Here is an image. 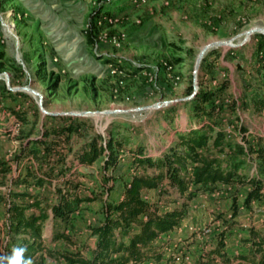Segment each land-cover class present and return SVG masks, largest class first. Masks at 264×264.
Wrapping results in <instances>:
<instances>
[{"label": "rangeland", "instance_id": "obj_1", "mask_svg": "<svg viewBox=\"0 0 264 264\" xmlns=\"http://www.w3.org/2000/svg\"><path fill=\"white\" fill-rule=\"evenodd\" d=\"M100 8L102 14L92 19V13ZM254 27L264 28V0H0V47L15 65H2L0 60V158L9 168L7 173H0V247L8 241L6 209L12 191L25 188L16 180L27 176L34 183L30 174L51 167L48 162L23 155L22 143L38 139L54 127L71 121L82 123L80 133L72 132L69 141L61 140V152L70 160L72 151L94 134L105 133L108 138L112 127L130 134L137 129L138 135L145 138L156 136L163 120L180 117L188 110L191 113L195 96L188 97L196 86L199 89L202 83L206 89H214L227 81L229 87L217 99L223 111L216 116V128L223 129L229 141L242 143L245 137L247 146L260 144V139H264V107L259 108L251 99L252 94L264 99V75L257 73L259 64L254 55L260 32H254L242 43L245 32ZM91 30L95 40L87 49L102 61L101 69L95 76L71 75L56 53L57 42L72 36L87 38ZM228 40L238 46L210 48L203 57L207 58L205 68L202 60L195 77L203 47ZM4 72L9 73V81ZM58 75L59 86L51 89L50 82ZM26 85L43 94L42 104L59 113L57 118L42 110L39 97L32 92L10 89ZM244 95L248 98L242 102ZM233 101H238V105L230 106ZM8 106L21 111L26 120H18ZM87 110L110 113L61 114ZM201 121L189 124L187 129L199 126ZM158 131L156 139L161 141L162 134L168 131ZM125 150L115 165L106 166V154L92 165L75 163L77 175L72 179L81 183L77 193L90 196L91 200L84 201L79 213L75 212L72 232L88 247L87 252L97 241L92 227L103 221L106 202L120 197L123 184L136 171L131 150ZM151 153L161 156L164 151L159 155ZM51 165L55 167L56 186L64 184L70 174L59 173L61 164L56 160ZM255 166V159H249L250 173ZM236 185L238 188L220 185L212 191H200L188 200L184 205L187 215L176 231L170 238V232L159 238L158 244L165 252L161 264H188L186 257L196 260L203 250L217 245L221 233H226L225 250L243 249L241 235L249 233L248 227H264V203L247 205L250 186ZM30 189L39 188L32 185ZM168 189L170 192L164 195L158 190L149 191L151 194L146 193V197L160 209L182 206L186 196ZM43 190L52 191L49 187ZM236 218L246 225L238 223L229 232L228 224L239 222ZM44 235L51 248L68 247L61 241L50 242L51 220L45 223ZM177 256L183 259L178 261ZM49 260L57 264L50 258L47 264Z\"/></svg>", "mask_w": 264, "mask_h": 264}, {"label": "trees", "instance_id": "obj_2", "mask_svg": "<svg viewBox=\"0 0 264 264\" xmlns=\"http://www.w3.org/2000/svg\"><path fill=\"white\" fill-rule=\"evenodd\" d=\"M102 12L103 8L94 11L92 19L98 18ZM257 37L259 42L254 51L259 64L257 73L264 75V34L259 33ZM94 40V31L91 30L87 33V41L93 45ZM0 60L2 65L15 66L1 47ZM206 60H203L204 68ZM60 81V76H56L51 80L50 88H57ZM200 84L191 107L194 118H203L200 125L180 131L178 140L161 156L152 155L143 145L129 147L130 137L111 129L108 138L100 133L91 136L73 150V158L67 160L61 152V140L69 141L72 132L80 133L81 121L54 127L38 139L23 142V155L32 156L41 163L48 162L51 167L30 174L34 183L29 182L27 176L16 180L25 188L13 190L8 201V241L0 247V257L10 255L14 247L24 246L27 249L25 256L31 257L33 264H47L48 258L55 259L57 264H161L165 252L158 244L159 238L181 224L187 215L184 205L200 191H212L223 184L245 183L250 186L245 203H264V139H260L257 146L250 144L248 147L229 141L225 131L216 128L219 124L216 116L223 111L217 99L222 97L229 83L224 81L214 89H206ZM247 98L244 95L242 102ZM251 99L259 108L264 107V99L260 95L252 94ZM231 105L237 106L238 101H233ZM10 109L18 120H26L21 111ZM51 117L57 118L58 115ZM26 136L28 134L21 138ZM244 141L248 142L245 137ZM125 147L134 156L136 171L130 181L125 182L122 198L106 202L103 221L92 227L97 236L96 246L87 252L88 247L82 245L72 232L75 212L84 201L91 200L90 196L77 193L81 183L72 179L73 175H77L75 166L92 165L103 154H106V166L115 165L120 150ZM252 158L257 161V170L250 173L247 163ZM54 160L61 164L59 173L70 174L59 186L54 183L55 167L51 165ZM8 169L7 162L0 158V173L5 174ZM32 185L39 189L32 191ZM46 187L53 193L44 191ZM170 187L186 196L182 206L164 210L146 197V193L152 190H158L161 195L167 194ZM48 220L53 226L50 242L61 241L68 247L62 250L50 247L44 235ZM235 224L231 221L228 227ZM248 232L242 238L241 252H227L226 233H221L215 247L203 250L196 260L188 264H264V227L250 226Z\"/></svg>", "mask_w": 264, "mask_h": 264}, {"label": "crops", "instance_id": "obj_3", "mask_svg": "<svg viewBox=\"0 0 264 264\" xmlns=\"http://www.w3.org/2000/svg\"><path fill=\"white\" fill-rule=\"evenodd\" d=\"M90 46L91 45L88 43L86 37L82 36L79 39L77 36H72L69 38H64L59 43L57 42L55 50H56L57 55H59L60 57L61 63L63 64V66H66L70 70L71 75H83L84 74L88 76H95L98 74L99 70L101 69L102 61L98 57H96L93 53H91L89 49H87V47L89 48ZM10 107H9V111H11ZM199 120H202V119H199ZM199 120H195L194 117L189 112V110L186 111V113H180V117L177 115L175 117L168 118V120H163L162 128L158 130L160 132H164V130L166 129L168 132L162 134L160 138L161 141L156 139L158 130L156 131V136L154 135L153 137H150V138H145L141 135H138L137 129L134 130V132L131 134L128 131H127L128 133H125V131H119L118 129L117 131H118V134L120 135H128L130 137L131 143L129 144V147L136 146V145H143L144 147L147 148V150L150 153L154 151V154H156L155 152L157 153L160 151L165 152L168 149V146L171 145L172 142L174 143L175 139L178 138V133L180 131H184L185 129H187V126L189 124H193V125L197 124L196 121H199ZM112 129L114 128L112 127ZM151 154L153 155V153ZM130 179L131 177L128 180H126V182H129ZM124 184H123V188H124ZM222 186H228L231 189L238 188V185L236 184L235 185H224L223 184ZM122 193H123V189L121 190L120 197L116 201L122 198ZM149 193L151 194V192ZM256 203L257 202H253V204H256ZM77 213L79 212L77 211ZM75 216H78V214H76ZM236 220L239 221V222H236V224L240 223L239 219L236 218ZM100 224L101 223L97 225H100ZM236 224L233 227H231V229H229V232H233L232 228H234ZM240 224L246 225L245 223H240ZM175 231L176 229H174L169 234H167L169 238L172 236V234ZM247 235L242 234L241 236L245 237ZM215 245L216 244H214L213 246L209 248H213L215 247ZM95 246H96V243L92 248H94ZM242 250L243 249H240V250L236 249L233 252L229 250L228 251L226 250V251L229 252L230 254H237L241 252Z\"/></svg>", "mask_w": 264, "mask_h": 264}, {"label": "water", "instance_id": "obj_4", "mask_svg": "<svg viewBox=\"0 0 264 264\" xmlns=\"http://www.w3.org/2000/svg\"><path fill=\"white\" fill-rule=\"evenodd\" d=\"M254 32H260L262 34H264V28L263 27H254V28H251L249 30H247L245 32V39L242 43H244L245 41H247V39L254 33ZM240 43V44H242ZM230 45V46H238V44H235L232 42V40H228V41H216V42H212L210 44H207L206 46L203 47V49L201 50L199 56H198V59H197V62H196V67H195V77H197L198 75V70H199V66L203 60V57L205 56V53L212 47L214 46H217V45ZM239 44V45H240ZM18 59L21 61V63L23 64L24 68H25V64L24 62L22 61V58H21V55L18 54ZM25 70L27 71V69L25 68ZM6 77H7V81H9V73L8 72H4ZM0 78H1V75H0ZM195 81H197V79H195ZM10 89H13V90H28L30 92H32L34 95L38 96L39 99H40V105H41V108L42 110L45 112V113H48L50 115H59V113H56V112H52V111H49L47 110L44 105L42 104L43 103V94L39 91H37L36 89L32 88L30 85H26V86H22V87H10ZM198 88L197 86L195 87L194 89V94L191 95L190 97L188 98H192L194 97L197 92H198ZM159 106V105H158ZM141 109V108H139ZM103 114V113H110V111H82V112H65V113H61V114H69V115H80V116H88V115H95V114Z\"/></svg>", "mask_w": 264, "mask_h": 264}, {"label": "clouds", "instance_id": "obj_5", "mask_svg": "<svg viewBox=\"0 0 264 264\" xmlns=\"http://www.w3.org/2000/svg\"><path fill=\"white\" fill-rule=\"evenodd\" d=\"M27 249L24 246L14 247L11 254L5 257H0V264H33L31 257H26ZM48 264H54L49 260Z\"/></svg>", "mask_w": 264, "mask_h": 264}, {"label": "built area", "instance_id": "obj_6", "mask_svg": "<svg viewBox=\"0 0 264 264\" xmlns=\"http://www.w3.org/2000/svg\"><path fill=\"white\" fill-rule=\"evenodd\" d=\"M103 135H104V137L106 138L105 133H104ZM177 140H178V138L175 139V141H177ZM105 143H106V141H105ZM242 144H244L245 147H248V146L246 145L245 142H242ZM171 145H172V144H171ZM171 145H169L168 147H170ZM125 151H126L125 148L121 149L120 152H119V155L122 156V155H123V152H125ZM255 165H256V166H255V167H256L255 171H256V170H257V161H256V159H255ZM178 193H179V192H178ZM188 258H189V257H186L185 260L187 261V263H191L192 261L189 260ZM182 259H183L182 257L177 256V260H178V261H180V260H182Z\"/></svg>", "mask_w": 264, "mask_h": 264}, {"label": "bare ground", "instance_id": "obj_7", "mask_svg": "<svg viewBox=\"0 0 264 264\" xmlns=\"http://www.w3.org/2000/svg\"><path fill=\"white\" fill-rule=\"evenodd\" d=\"M6 25H7L8 27H11L12 23L9 22V21H7V22H6ZM17 39H19V38H17ZM18 42H19V41H18ZM6 78H7V77H6Z\"/></svg>", "mask_w": 264, "mask_h": 264}]
</instances>
